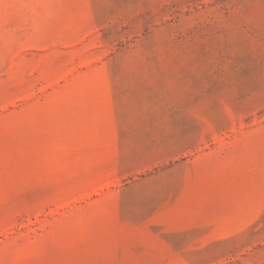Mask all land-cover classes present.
<instances>
[{"label":"rangeland","instance_id":"obj_1","mask_svg":"<svg viewBox=\"0 0 264 264\" xmlns=\"http://www.w3.org/2000/svg\"><path fill=\"white\" fill-rule=\"evenodd\" d=\"M0 264H264V0H0Z\"/></svg>","mask_w":264,"mask_h":264}]
</instances>
